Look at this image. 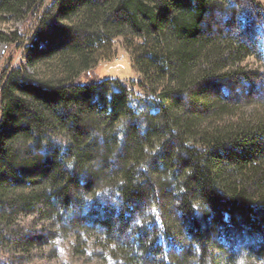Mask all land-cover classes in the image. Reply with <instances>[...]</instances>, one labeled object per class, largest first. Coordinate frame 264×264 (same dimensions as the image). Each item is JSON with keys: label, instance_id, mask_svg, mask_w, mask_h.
I'll use <instances>...</instances> for the list:
<instances>
[{"label": "trees", "instance_id": "1", "mask_svg": "<svg viewBox=\"0 0 264 264\" xmlns=\"http://www.w3.org/2000/svg\"><path fill=\"white\" fill-rule=\"evenodd\" d=\"M242 2L0 0V264L58 241L78 264L264 259V6ZM117 37L145 115L88 77Z\"/></svg>", "mask_w": 264, "mask_h": 264}, {"label": "rangeland", "instance_id": "2", "mask_svg": "<svg viewBox=\"0 0 264 264\" xmlns=\"http://www.w3.org/2000/svg\"><path fill=\"white\" fill-rule=\"evenodd\" d=\"M255 1L264 6V0ZM244 5L246 6V11H248L250 9L248 3L245 4L242 2V6ZM7 26H9L11 29H20L21 23L16 22L14 23V25L12 23H8ZM21 30H23L24 33L26 32V34H29V32L31 33L32 31L27 30V28H21ZM23 47L16 51L14 57L15 59L13 60L11 67H18L23 65L22 69L26 72V74H31L32 68L28 67L26 63V51H23ZM113 50V58L110 59L108 62L100 63L88 77L93 78L95 82L102 81L105 79H115L120 81L125 86L129 87L130 92L128 98L131 107L137 110L141 115H145L147 112H152L154 110L152 106L153 97L146 90L135 86V83L142 78L134 69L131 51H129L127 44L124 43L121 37H117L113 40ZM10 51H12L11 47L5 46L4 44H0V70L2 69L5 63L6 57L10 54ZM249 68L257 69L259 70V72L264 73V63L259 62L255 59L251 60V65ZM262 89L264 90V86H262ZM112 90H115V88H112ZM58 242L57 245L60 249H62L63 251L65 248L68 249L66 244L63 246L61 243ZM57 245L55 244L53 246V249L54 253L56 254L55 256L58 257H54L55 259H44L39 264H78L76 260H73L71 262L70 259H66L65 256L62 255L63 253H61L62 251H60ZM235 246L238 247L235 249V252L237 253L236 257H239L240 259L239 261H237L236 264H238V262L240 261H243V264H264V259H258L257 257H254L255 255H253L252 252L248 253L245 245Z\"/></svg>", "mask_w": 264, "mask_h": 264}, {"label": "clouds", "instance_id": "3", "mask_svg": "<svg viewBox=\"0 0 264 264\" xmlns=\"http://www.w3.org/2000/svg\"><path fill=\"white\" fill-rule=\"evenodd\" d=\"M238 264H243V261L238 262Z\"/></svg>", "mask_w": 264, "mask_h": 264}, {"label": "bare ground", "instance_id": "4", "mask_svg": "<svg viewBox=\"0 0 264 264\" xmlns=\"http://www.w3.org/2000/svg\"><path fill=\"white\" fill-rule=\"evenodd\" d=\"M237 240V239H236Z\"/></svg>", "mask_w": 264, "mask_h": 264}]
</instances>
